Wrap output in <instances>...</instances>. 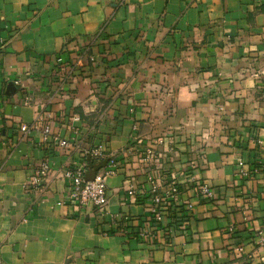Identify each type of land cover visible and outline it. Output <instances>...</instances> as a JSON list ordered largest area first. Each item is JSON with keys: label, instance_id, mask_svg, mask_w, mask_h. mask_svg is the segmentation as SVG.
<instances>
[{"label": "crops", "instance_id": "obj_1", "mask_svg": "<svg viewBox=\"0 0 264 264\" xmlns=\"http://www.w3.org/2000/svg\"><path fill=\"white\" fill-rule=\"evenodd\" d=\"M111 159L105 212L72 206ZM0 264H264V0H0Z\"/></svg>", "mask_w": 264, "mask_h": 264}, {"label": "built area", "instance_id": "obj_2", "mask_svg": "<svg viewBox=\"0 0 264 264\" xmlns=\"http://www.w3.org/2000/svg\"><path fill=\"white\" fill-rule=\"evenodd\" d=\"M60 59V58H59ZM88 60L93 63L94 57L91 55ZM17 83V82H16ZM27 125H22L21 130L26 131ZM44 137L50 134V127L44 126L42 128ZM53 139L58 142V145L62 147L68 146V141L65 139H59L54 136ZM116 160L111 159L109 166L101 173H97L93 180H85L84 166H73L67 168L63 172V177L69 183L68 199L69 203L77 208L91 207L97 210L99 214L105 212V207L108 203V193L106 186V177L115 173ZM243 162L240 161L239 165L242 166ZM50 166L47 161H42L37 169L28 177L26 187L32 191L36 190L42 184L44 178L48 174ZM152 179V177L150 178ZM160 178L157 176L151 180V186L149 190L144 188H131L128 190L130 196L143 199L148 198L149 211L153 222H159L162 219L163 212L169 210L171 206L179 199L180 188L177 183H171L162 185ZM196 194L198 196L209 197L211 195L209 188L204 184H197L195 186ZM193 208V204L188 202L186 204V210L190 211ZM139 235L147 236L148 232L140 231Z\"/></svg>", "mask_w": 264, "mask_h": 264}, {"label": "water", "instance_id": "obj_3", "mask_svg": "<svg viewBox=\"0 0 264 264\" xmlns=\"http://www.w3.org/2000/svg\"><path fill=\"white\" fill-rule=\"evenodd\" d=\"M95 175H96V174L93 173L91 176H89V175H88V172L86 171V172L84 173V178H85V180H93L94 177H95Z\"/></svg>", "mask_w": 264, "mask_h": 264}]
</instances>
